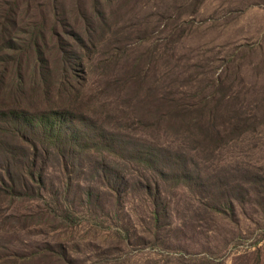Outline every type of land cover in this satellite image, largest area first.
Returning a JSON list of instances; mask_svg holds the SVG:
<instances>
[{
  "label": "rangeland",
  "instance_id": "1",
  "mask_svg": "<svg viewBox=\"0 0 264 264\" xmlns=\"http://www.w3.org/2000/svg\"><path fill=\"white\" fill-rule=\"evenodd\" d=\"M4 72L89 148L44 143L34 200L0 180V264H264V0H0Z\"/></svg>",
  "mask_w": 264,
  "mask_h": 264
},
{
  "label": "trees",
  "instance_id": "2",
  "mask_svg": "<svg viewBox=\"0 0 264 264\" xmlns=\"http://www.w3.org/2000/svg\"><path fill=\"white\" fill-rule=\"evenodd\" d=\"M14 21L15 14L13 13L12 22ZM39 54L41 55L40 57L43 56L41 51H39ZM20 70L19 64V75L21 74ZM7 79V75L4 72L0 76V82L3 86H6ZM9 92L8 96L0 99V132L3 133L4 130L10 137L11 141L10 143L6 142L7 144L13 145V140H15L24 146L21 154L16 155L15 152L10 151L9 159L23 157L26 165L23 167L24 169L22 168L23 172L20 176L16 175L12 167L7 166L6 177L0 179L4 186L2 192H8V194L18 192L16 194L20 195L23 194L25 184L32 182L36 187L33 189L35 190L32 193L33 197L29 199L34 200V196L39 197V192L44 190L45 183L46 168L44 164L39 165V160L44 163L45 159L51 155L44 143L49 145L61 142L72 147L88 149L89 147H86L85 141L87 137L83 133L84 122L73 110L75 107L73 99L64 98L55 101L45 99L51 94L54 95V91L46 93L42 91V95L44 93L45 97L37 99L40 97L38 94L36 99H34L39 100L38 103L48 102L45 103L46 105L43 109H28L26 102L29 101V97L24 96L20 88L14 91L11 89ZM58 96L59 93L56 97ZM31 98H33L32 94ZM4 181H7V183H4ZM17 182L19 183V191H16Z\"/></svg>",
  "mask_w": 264,
  "mask_h": 264
}]
</instances>
